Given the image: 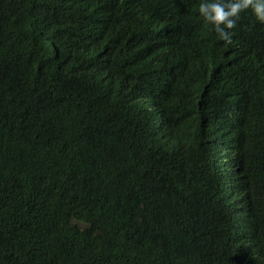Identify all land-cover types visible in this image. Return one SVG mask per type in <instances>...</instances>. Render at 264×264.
I'll return each mask as SVG.
<instances>
[{"label": "trees", "instance_id": "trees-1", "mask_svg": "<svg viewBox=\"0 0 264 264\" xmlns=\"http://www.w3.org/2000/svg\"><path fill=\"white\" fill-rule=\"evenodd\" d=\"M93 1L0 0V264H240L247 218L264 244V23L241 12L226 43L200 0ZM141 92L181 167L128 128ZM227 118L249 213L205 197Z\"/></svg>", "mask_w": 264, "mask_h": 264}, {"label": "clouds", "instance_id": "clouds-1", "mask_svg": "<svg viewBox=\"0 0 264 264\" xmlns=\"http://www.w3.org/2000/svg\"><path fill=\"white\" fill-rule=\"evenodd\" d=\"M69 1L70 0H33L34 8H39L42 12L48 10H59L64 6L65 3ZM75 1L80 2V0ZM88 1L92 9L97 12L99 10L97 4L93 0ZM248 9H251L252 13L255 15L256 19L259 22L264 23V0H200V3L198 5V10L201 17L205 22L212 26L219 39L225 41L226 43L232 42L233 32L231 30L235 28L238 20L240 19L241 12H244ZM107 20L113 21L110 19ZM165 31L166 26L163 28L156 27V36L160 32ZM62 38L64 39V36H62ZM145 101V92L136 94L134 99L131 101V106L134 110V118L136 117L139 120L132 122L130 125H128V128L130 129L133 136L139 139H136L137 142H143L149 152L153 154L166 153L175 149L176 152L182 156V161L181 163L173 162L170 168L181 167L183 163H186V160L190 153L189 149H191L192 146L184 141L171 143L167 147H164L163 142H169L171 140L166 136H162L161 133H159L158 135L157 133L152 134L154 136H157L159 138L158 140H148L147 136L151 133L152 125H159L150 112L151 107L145 106ZM203 112L204 111L202 107L198 108L199 116H202ZM220 122L221 126H225V135L223 136L219 144L217 142V145L209 155L208 160L210 169L205 173L207 177V180L204 183L206 190L205 197L207 199H211V196H214L216 202L217 200H219L218 203H220V201L222 202L220 203L221 208L227 205L231 209L243 210V212L249 213L252 208L249 206V203L247 202L245 196L241 195V193L239 192V188L237 187L238 183H236L235 181L233 182V179H235V175L231 173L233 164L237 159H239L242 152L239 140L237 141V126L234 124L235 120H233L232 118H227ZM233 132H235L236 135H233ZM149 141H157L159 143V146L153 147L148 143ZM176 183H179V181H177ZM207 204L209 206H213L212 201H207ZM214 206H216V203H214ZM228 218L229 217H223V220H227ZM252 219L253 218H247L245 231L242 236V246L246 247L247 255L240 264H253L251 263L253 256L258 257L256 263L262 262L264 258V244L259 240L257 235V232L259 231L258 222L257 219H253L256 225L251 224L250 221ZM245 221L246 220H244V223ZM236 224L241 238L244 227H240V222H238L237 220ZM248 240H251V243H248Z\"/></svg>", "mask_w": 264, "mask_h": 264}]
</instances>
